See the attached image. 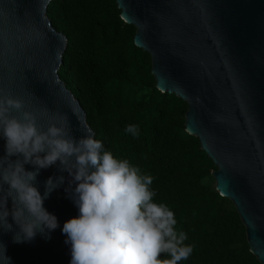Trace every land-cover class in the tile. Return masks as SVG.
I'll return each mask as SVG.
<instances>
[{"label": "water", "instance_id": "obj_1", "mask_svg": "<svg viewBox=\"0 0 264 264\" xmlns=\"http://www.w3.org/2000/svg\"><path fill=\"white\" fill-rule=\"evenodd\" d=\"M52 2L0 0V89L37 110L67 113L76 136L87 129L96 137L60 76L68 38L49 17ZM117 2L137 29L136 45L151 55L157 88L188 103L187 131L216 165L217 190L235 205L251 251L264 264V0ZM55 172V166L41 170V192ZM44 206L60 224L50 239L38 233L14 243L13 232L0 231L12 264H69L61 228L78 209L63 187ZM0 264H7L2 248Z\"/></svg>", "mask_w": 264, "mask_h": 264}, {"label": "trees", "instance_id": "obj_2", "mask_svg": "<svg viewBox=\"0 0 264 264\" xmlns=\"http://www.w3.org/2000/svg\"><path fill=\"white\" fill-rule=\"evenodd\" d=\"M48 14L68 38L60 76L96 138L155 177V199L187 232L193 253L180 264H262L235 205L217 190L216 165L187 131L188 103L157 88L151 55L136 45L117 0H53ZM128 124L139 125L137 138L124 132Z\"/></svg>", "mask_w": 264, "mask_h": 264}, {"label": "clouds", "instance_id": "obj_3", "mask_svg": "<svg viewBox=\"0 0 264 264\" xmlns=\"http://www.w3.org/2000/svg\"><path fill=\"white\" fill-rule=\"evenodd\" d=\"M0 93V231L13 232L14 243L30 242L38 233L50 239L60 224L44 201L63 187L78 209L61 228L69 264L188 260L193 245L177 227L174 209L155 199L151 173L115 156L87 129L76 136L67 113L50 114L46 107L37 110L25 99ZM124 132L137 138L140 127L128 124ZM53 166L56 172L43 181L41 192L38 176ZM0 248L12 264L2 241Z\"/></svg>", "mask_w": 264, "mask_h": 264}, {"label": "rangeland", "instance_id": "obj_4", "mask_svg": "<svg viewBox=\"0 0 264 264\" xmlns=\"http://www.w3.org/2000/svg\"><path fill=\"white\" fill-rule=\"evenodd\" d=\"M220 195H221V193H220Z\"/></svg>", "mask_w": 264, "mask_h": 264}]
</instances>
